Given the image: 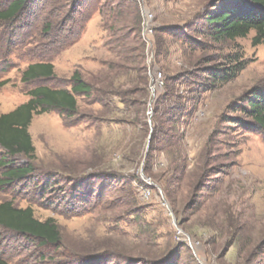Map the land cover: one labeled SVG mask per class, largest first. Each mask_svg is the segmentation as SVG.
Masks as SVG:
<instances>
[{"label":"rangeland","instance_id":"1","mask_svg":"<svg viewBox=\"0 0 264 264\" xmlns=\"http://www.w3.org/2000/svg\"><path fill=\"white\" fill-rule=\"evenodd\" d=\"M230 1L101 0L79 16L29 0L16 21L0 23V115L37 87L69 88L74 72L92 88L77 98L71 119L56 111L34 116V172L0 187V203L31 208L40 222L53 219L61 247L42 248L0 228V259L264 264V133L238 110L252 92L264 93V47L251 45L254 32L220 44L195 32L201 15ZM142 8L164 28L153 34L152 63ZM134 15L137 37L130 35ZM228 57L244 70L204 91L205 71L226 67ZM37 62L53 64L55 79L22 83ZM156 73L163 86L154 90Z\"/></svg>","mask_w":264,"mask_h":264},{"label":"trees","instance_id":"2","mask_svg":"<svg viewBox=\"0 0 264 264\" xmlns=\"http://www.w3.org/2000/svg\"><path fill=\"white\" fill-rule=\"evenodd\" d=\"M46 1L50 7L54 6L63 12L68 9L70 15L79 16L88 15L101 4V0H80V5L77 6V0ZM28 4L29 0L8 2L0 8V23L16 21L27 9ZM85 7L90 9L88 13L84 10ZM200 20L201 23L195 28V32L215 44L245 39L254 32L251 45L264 47V0H231L219 11L201 15ZM85 23L86 21L84 23L82 21L83 26ZM76 24L73 22L70 25L68 28L70 32L73 33ZM133 26V33L130 35L134 34L137 37L140 27L139 15H134ZM51 27L52 24H47L46 30L49 31ZM163 30L164 28L155 27L154 33L162 34ZM168 36L175 35L169 33ZM244 67L245 63H241L239 59L228 57L226 67L207 69L202 78L203 85L207 86V88L204 87V91L230 82L244 70ZM50 79H55L53 64L37 62L27 66L21 74L20 81L26 84ZM3 85L5 83H0V87ZM200 86V83H196V88ZM91 91V86L82 80L80 74L74 72L69 79V88L37 87L27 93L29 98L25 103L9 113L0 115V170H2L0 187L26 181L34 172L32 161L35 158V149L29 134V127L34 116L56 111L59 115L71 119L78 111L77 98L89 96ZM238 110L256 130L264 133V93L252 92ZM233 122L239 124L237 120ZM17 158H25L28 163L15 166L14 161ZM73 197H75L74 194ZM0 228L20 235L42 248L58 250L61 247L60 231L55 221L53 219L38 221L34 218L31 208L18 209L11 202L0 203ZM0 264L9 263L0 259Z\"/></svg>","mask_w":264,"mask_h":264},{"label":"built area","instance_id":"3","mask_svg":"<svg viewBox=\"0 0 264 264\" xmlns=\"http://www.w3.org/2000/svg\"><path fill=\"white\" fill-rule=\"evenodd\" d=\"M143 13V23H142V31H143V40L147 46V51L149 54V63H152L153 60V48L154 44L152 41V37L155 30V24H154V17L153 15L148 12L145 8H142ZM163 86V79L161 73H156L154 77V84L153 89L157 90Z\"/></svg>","mask_w":264,"mask_h":264}]
</instances>
